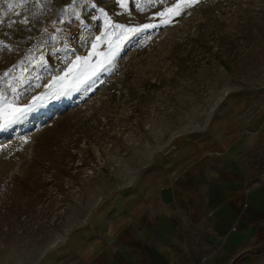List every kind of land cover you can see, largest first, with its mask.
<instances>
[{
  "label": "rangeland",
  "instance_id": "374dc122",
  "mask_svg": "<svg viewBox=\"0 0 264 264\" xmlns=\"http://www.w3.org/2000/svg\"><path fill=\"white\" fill-rule=\"evenodd\" d=\"M263 122L264 0H0V264H83Z\"/></svg>",
  "mask_w": 264,
  "mask_h": 264
},
{
  "label": "crops",
  "instance_id": "0c3cea01",
  "mask_svg": "<svg viewBox=\"0 0 264 264\" xmlns=\"http://www.w3.org/2000/svg\"><path fill=\"white\" fill-rule=\"evenodd\" d=\"M264 122L192 162L133 217L92 243L83 264H250L264 251Z\"/></svg>",
  "mask_w": 264,
  "mask_h": 264
},
{
  "label": "snow or ice",
  "instance_id": "6c2138e0",
  "mask_svg": "<svg viewBox=\"0 0 264 264\" xmlns=\"http://www.w3.org/2000/svg\"><path fill=\"white\" fill-rule=\"evenodd\" d=\"M163 15H164L163 12L154 14V16H163ZM156 26L157 25L145 24L140 29V31H144V30H147L149 28L156 27ZM95 39H96V41H100L102 39V37L101 36H96ZM91 47H92V50L95 51V49L97 48V44L96 43H92ZM51 54L52 53L50 52L49 55H51ZM91 54L92 53L90 52L89 55L91 56ZM82 59H85V58L77 56L76 57V61H74L72 63V65L68 67L67 71L64 72V75L67 76L69 73H71L73 71L74 68L80 66L79 62ZM42 63H43V61H42ZM44 66L46 67L47 65L45 64ZM94 80H95V77H93L92 80L89 81V86H90L91 82H94ZM65 95H66V93H65ZM36 99H38V97H34L33 98V102H35ZM7 107H12V105L11 104H7ZM26 109H27V111H26ZM31 110H32L31 104L27 105V106L13 108L14 118L12 119L11 123L7 127H11L12 125L20 123L23 120L24 116L28 115ZM15 114H18V115H15ZM5 130H7V128H5Z\"/></svg>",
  "mask_w": 264,
  "mask_h": 264
},
{
  "label": "trees",
  "instance_id": "16d2710c",
  "mask_svg": "<svg viewBox=\"0 0 264 264\" xmlns=\"http://www.w3.org/2000/svg\"><path fill=\"white\" fill-rule=\"evenodd\" d=\"M262 251H264V242L262 243V245L260 247H258L256 249H252V250L246 251L244 254L259 253V252H262ZM240 257H241V255H238L237 257H235L231 264H235V262L237 260H239Z\"/></svg>",
  "mask_w": 264,
  "mask_h": 264
}]
</instances>
